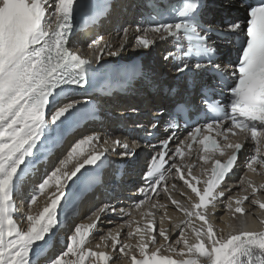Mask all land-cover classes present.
Returning a JSON list of instances; mask_svg holds the SVG:
<instances>
[{"label":"snow or ice","instance_id":"1","mask_svg":"<svg viewBox=\"0 0 264 264\" xmlns=\"http://www.w3.org/2000/svg\"><path fill=\"white\" fill-rule=\"evenodd\" d=\"M181 3L169 13L175 22L158 19V10H153L147 26L122 27L118 45L92 39L88 58L75 48L74 23L88 3L0 0V264H33L34 248L61 224L70 186L99 168L110 151H118L121 159L134 158L141 147L158 151L150 153L144 185L134 193L135 211L108 203L90 210L47 264H112L117 258L122 264H264V182L249 175L264 177V0L242 3L246 19L218 30L236 36V60L223 67L214 63L212 27L199 20L200 0ZM168 40L174 42L162 59L173 60L177 74L204 69L218 81L221 100L211 99L212 89L202 91L208 122L196 123L179 139L181 124L174 110L164 121L163 138L154 145L132 141L130 146L126 138L90 130L51 171H44L30 199L18 206L29 158L56 143L66 121L80 124L95 118L92 101L76 99L75 92L108 71L105 57L119 56L130 43L133 49L149 50ZM109 88L106 82L103 90ZM161 116L163 110L154 114L148 140L160 127ZM248 142L254 152L245 160L243 175L226 187ZM235 188L239 192L233 195ZM23 203L27 211L21 214ZM221 204L227 210L223 218L218 215ZM106 215L123 222L104 232ZM250 216L256 224L249 223ZM97 232L99 242L88 247Z\"/></svg>","mask_w":264,"mask_h":264},{"label":"bare ground","instance_id":"2","mask_svg":"<svg viewBox=\"0 0 264 264\" xmlns=\"http://www.w3.org/2000/svg\"><path fill=\"white\" fill-rule=\"evenodd\" d=\"M212 2H217L221 4V7L224 8L227 4L226 0H210ZM133 3L135 0H111L109 5L105 10V14L103 18L100 19V27L97 28H86L84 30L79 31L76 34V50L80 51L83 55L88 58H91V52L87 48V44L94 38L102 37L104 40L109 41L110 43L119 44L118 33H121V29L124 26H135L137 24H141L140 19L137 17L136 12L139 11V6L133 7ZM133 10V11H132ZM214 11V10H213ZM207 15H213V19H217L218 13H210L209 9L205 12ZM132 14V15H131ZM138 18V19H135ZM135 19V20H134ZM143 26V25H142ZM122 34V33H121ZM133 48V45L128 44L127 50L121 52L120 54H128ZM158 48V45L155 46ZM161 48V46H160ZM159 48V49H160ZM154 49L151 48L144 59L143 65H141V72L138 76H136L127 86H125V92H112L110 95V100L113 105H115L118 109L128 110L130 107L133 109H145L149 110L152 108V111L156 112L158 109H162V107L158 108L160 105L165 104L166 96L161 93L162 86L164 84H168V87L172 85V83H168L166 78L161 77L158 73L157 68H155L156 63L153 64L152 51ZM158 65H167V62H164L160 59H155ZM157 70V72L155 71ZM138 96L146 101L144 107H141L142 100L138 98ZM128 98H132L133 100H127ZM96 120L92 121L93 124L78 128L74 132L70 133H62L56 139V143L52 144L49 148L41 149L36 152L35 155L29 158L28 168L25 174H22V193L23 195L17 200L18 206L21 205L22 201H26L30 199L29 193L32 188L39 182L41 175L45 170L51 171L59 162V159H62L66 156L67 151L71 147V145L79 139L82 135L88 134L90 130L103 131L104 126H114L116 124L115 119L110 117L106 113H100L95 118ZM105 133H112L114 137L118 136L123 140V137L120 134H116L115 131L111 132L110 129L103 131ZM131 146L132 141H137L135 134H132L131 137L126 138ZM245 148H249V144L246 143ZM144 152L141 149L136 150V155L134 158H119L118 151L108 153L109 158L115 160L116 158L119 160L120 164L132 169L131 173H126L128 178H126L121 185L116 190L117 196L113 199L106 200V197L99 193L96 189L86 190L85 195L81 197L78 201V204L75 205L80 192L83 188L76 191V187L79 183L77 181L75 184L70 186V193L73 191L68 199H70L69 206L66 205L67 201L63 204V207L60 210V218L61 224L57 227L49 236L46 237L45 241L40 242L37 247L34 248L32 252L33 264H46V260L50 259V255L58 254L60 251L64 249L66 237L70 234V230L73 228V222L75 221H83L84 218L89 214L90 210H95L96 208L103 206L104 204H114L117 206V209L123 208L125 212L135 211L134 210V201H137L138 198L134 195V193L138 190L139 187L144 185V181L138 180L137 170L139 169V164L143 162ZM130 160L134 161V164H125L124 162ZM72 167V164H69V168ZM243 165L239 164L237 169L234 171L232 176L226 180L225 186L232 185L236 183L240 177L243 175L242 169ZM252 179L257 182H264V177L259 175H252L249 173ZM76 191V192H75ZM239 192V188H235L233 190V195ZM95 195H98L97 197ZM142 198V197H140ZM178 198V197H177ZM224 201H227V195L223 198ZM161 203H164V199L161 198ZM43 203V197H41V204ZM234 203V202H233ZM35 207V206H34ZM95 207V208H94ZM73 210H79L78 215L73 217L70 212ZM27 211V203H23V206L20 208V213L24 214ZM226 209L223 207V204L219 206V217L226 216ZM257 214L260 213V209L255 207L253 209ZM169 214L175 218V213L171 208L168 209ZM78 218V219H75ZM128 217L125 216L124 219ZM108 221H112V225L108 224ZM123 221L119 217L108 216L106 215L103 218L101 227L104 232L108 231L110 226H115L117 224L122 223ZM250 224H256V221L249 217ZM222 226V225H220ZM125 229V233H126ZM56 232L58 239L55 240V237L52 238V235ZM100 232H97L92 236L88 247L95 248V245L99 242ZM50 239L52 242H50ZM173 240L176 239V236L172 237ZM109 251H111L109 249ZM45 262V263H44ZM112 264H122L118 258L114 259Z\"/></svg>","mask_w":264,"mask_h":264},{"label":"rangeland","instance_id":"3","mask_svg":"<svg viewBox=\"0 0 264 264\" xmlns=\"http://www.w3.org/2000/svg\"><path fill=\"white\" fill-rule=\"evenodd\" d=\"M57 239H58V236H56V239H55V240H57ZM55 255H57V254L50 255V258H54ZM48 260H49V259H48ZM48 260H46V264H47ZM44 263H45V262H44Z\"/></svg>","mask_w":264,"mask_h":264}]
</instances>
